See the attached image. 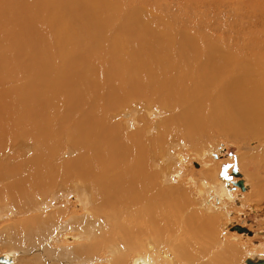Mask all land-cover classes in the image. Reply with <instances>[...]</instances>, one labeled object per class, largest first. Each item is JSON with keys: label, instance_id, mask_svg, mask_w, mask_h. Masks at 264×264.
<instances>
[{"label": "bare ground", "instance_id": "bare-ground-1", "mask_svg": "<svg viewBox=\"0 0 264 264\" xmlns=\"http://www.w3.org/2000/svg\"><path fill=\"white\" fill-rule=\"evenodd\" d=\"M215 133L244 145L264 136V0H0V203L9 201L0 219L39 213L35 226L29 217L1 226L8 261L27 238L32 264H92L85 258L110 243L124 245L104 256L126 264L156 233L130 261L154 264L169 243L160 235L179 233L174 214L191 203L174 183L172 150L186 142L198 153ZM189 180L194 209L206 193L233 198L222 177L204 180L206 191ZM74 194L83 209L59 234L78 230L61 234L64 259L53 262L50 221L71 214L53 203ZM183 222L195 239L216 238L211 218Z\"/></svg>", "mask_w": 264, "mask_h": 264}, {"label": "rangeland", "instance_id": "rangeland-1", "mask_svg": "<svg viewBox=\"0 0 264 264\" xmlns=\"http://www.w3.org/2000/svg\"><path fill=\"white\" fill-rule=\"evenodd\" d=\"M224 5L227 6L228 8H232V5L230 4V2H227ZM228 8H226L225 11H228L229 10ZM242 12L246 14L247 8H243ZM252 31L255 32V25L253 27L247 29V35ZM220 144H223V146H224L223 152H221L218 149V146ZM243 145L244 144H242V143H237L235 141L232 142L231 140H228L225 138H220V137H218V133H215L214 137L210 141H208L205 144V146H203L202 148H200L198 150V153H196L197 151H195V149H193L191 144H188L186 142L179 143L175 148H173L172 157L174 156V158L172 159L173 162L171 163V165L177 161V163L179 164V165L178 164L177 165L179 167L178 166H177V168L173 167V170H177L178 174L180 175L179 177L175 176L174 183L176 184V186L178 188L181 187L180 191L182 192V196L184 198H187L189 201H191V203H188L187 208H185L179 212L177 211L174 214V216H177V226L181 222L180 219H181V216L183 214L182 212H184L185 210L188 209V207L191 206V209L193 208V210H191L192 212L190 211L191 213L187 212V216L185 217V220L186 219L193 220L191 215L192 216L197 215V220L203 221L204 223L205 222L210 223L209 219L210 218L213 219L214 220L213 230L215 231L214 234H215L216 238H214L211 241H207L208 239L207 240L206 239H200V235L198 234L197 235L198 239H195L194 238L195 235L192 234L191 232L190 233L188 232L187 226H184V222L182 221L181 222L182 226L180 228L177 227L179 229L178 234L175 231L169 232V233L164 231V233H166V234L163 233V235H160V236H162V237H160V240L167 238V242H169L170 244L166 243V242L163 244H158L157 250L151 254L154 264H204V263H209V262H210V264H221V262H220V256L221 255L218 256V253H225V252H224V250L221 249L219 244H222V245L225 244L223 246H225V248H227L229 246L228 244H235V243H233L234 241H239L238 244H235V245H237V248H235V249H237V253L234 252L235 258H237V260L232 262L231 258L234 254L233 253L228 254L229 259H226V261L224 260V262H223L224 264H239V263L245 264L246 263L245 260L249 257H254L255 259L259 258V257L264 258V200H259L261 198V196L262 197L264 196V191H262V189H261L264 187V182H263L264 181V162H263V160H264L263 159L264 158V136H261L259 138L251 137L247 140V144L244 146ZM261 148H263V149L260 150ZM209 150L211 152L215 151L218 154V157L211 155L210 154L211 152ZM258 150H260V151H258ZM175 151H176V153H175ZM207 151H209L210 153H208ZM255 153L256 154L263 153V155L260 157V159H261L260 162L258 161L259 163L254 160L255 159ZM72 155H73V153L69 149H66V151L61 154L62 158L63 157H71ZM175 156H176V158H175ZM180 158H181V160H180ZM240 158L242 159V162H240ZM181 161H183V163L180 164ZM193 161L198 163L200 167L194 166ZM224 162H226V166L223 168L224 172L222 171L220 173V175L216 178L220 179L222 177V180H223L222 182H225L227 184V191L229 188L230 194L232 193V195H233L232 196L233 198L230 200L231 202H228L227 207H226L225 203L230 198L219 197V195L217 193L216 194L215 193H212V194L206 193V195L210 194L214 198L216 197V199L217 198L219 200L221 199V202H219L218 205H216V203L214 204V206L217 207L216 208L217 211H214V212L217 214L213 215V214L207 212L206 210H204L201 206L199 208L198 205H197V208L202 210V211L197 210L198 211V213H197L196 210L194 211V207H196L195 204H197V202H196L197 199L195 200V198H193L194 194L196 192V188H191V187H193V184L191 182H189L190 181L189 179L196 181V184L198 185L199 188L205 189L202 186V182H204V180L209 181V182H213V180H217L216 182H219V180L216 178H213V175H210L208 178L205 177L206 179H204L203 178L204 176L202 175L203 172H201V171L205 170V168L207 169L208 167L212 166L215 163H224ZM227 162H228V164H227ZM167 167H168V164L165 165V170H167ZM233 168H237L243 174V178L245 180L246 191H242L238 187L234 190V186L232 185V182L227 179V176L232 174ZM233 180L237 181L238 179H237V177L234 176ZM189 183H191L192 185ZM208 184H210V183H208ZM260 184L262 186H260ZM257 185H259V186H257ZM166 186H168V185H165V187ZM257 187H258V189H257ZM205 191H206V189H205ZM64 194H66L65 190H64ZM237 194L241 195L240 200L243 202V206L237 205L236 203H234L232 201V200H234V198H236ZM257 196H259V197H257ZM42 198L43 197H39V199H42ZM68 198H69L68 200H66L65 198H61L63 200L59 199L58 201H55L53 203V205L54 204L58 205V208L56 210H59L60 208L61 209L68 208L69 212L71 213L66 218L63 216H62L63 218L62 217L57 218V217L53 216L55 219L50 221V224H53L54 225L53 227H57V229H58L57 230L58 234L56 233L52 237V240L54 238L60 239L59 240L60 242L58 244L56 242H52V241L48 242V244H45L46 250L50 251L49 253L52 255L53 262H55L56 259H58V258H62L63 247L65 245V242H64V240H62L61 234H63V233H75V231L78 230V229H74L72 232L71 231H63L61 234H59V232H60L59 225L62 223H65V221L70 219V217L72 215H74V213H80L83 209V206L80 204V202L76 201L75 194L69 196ZM65 201H67V202H65ZM4 202L9 203V201H6V199L1 200L0 204H2V205H0V209L4 208V206H6V204ZM3 204H5V205L3 206ZM210 205H213V203H211ZM210 205L206 204L205 206L207 207ZM245 207L251 208V210L247 211ZM22 210H25V213H20V212L16 211L14 215L10 216L11 218L13 217L12 218L13 220L11 218L10 219L8 218L9 220L8 219L6 220L5 216H3V218L0 219V228H2L1 226L5 225V221L12 225V223L14 221L20 219L21 220L20 222H22V220L24 218L27 219L28 217L33 220L31 224L33 226H35L36 216H38L39 213L37 211H34V210L28 211L25 208H22ZM56 210L55 209L52 210V208H49V210H47L46 213H49L51 211H56ZM230 211H232L233 213L238 212V213H240V215L236 214L234 216L235 219L232 220V219H230L231 218L230 216H232V213ZM243 215H245L244 220L241 221V219H238L239 216H243ZM171 216L172 215H170L169 218ZM228 221H231L232 224H237V225H242V226L247 227L250 231L253 232V235L238 233L236 231H232L230 228H228V229L225 228V227H227ZM253 226H255V227H253ZM63 230H66V229H63ZM12 232L15 233V229L12 230ZM170 234H172V235H170ZM166 235H167V237H166ZM153 236L156 237L157 236L156 233H153ZM153 236H151L150 239L145 241V244H143L141 250L136 251L134 249L133 251H130L128 253L126 264H130L131 259L137 254L149 253V250L151 248H149L148 247L149 244H146V243L152 242L151 238ZM232 237H235L236 239L235 238L232 239ZM169 238H170V240H169ZM173 238H174V240L176 239L177 244L171 243V241H173ZM25 240L26 241L23 240L22 243H20V244L19 243L13 244L15 246V249H17V251H19V250L21 251V248H22V250H24L25 252L23 254L21 253L22 255L21 254L18 255V257H19L18 259H20V260H17V258L10 259V257H9L10 263L11 262H12V264H32L33 263L32 260L30 259V257H31L30 253H27V251L29 250L27 248L31 244V239L28 240L26 238ZM85 241L86 240L82 239V241H79L78 243H83ZM185 241H186V244H185ZM252 241H256L259 244H253ZM5 245H7V244L4 243V246L1 247V244H0V248H1L0 250L1 251H7L8 250L7 249L8 245H7V247ZM74 245L76 246L78 244H74ZM122 245H124V244H122ZM122 245L121 244H113V243L101 244L99 249L97 250V252L93 256L86 257L85 259L94 258L92 260L93 261L92 264H111L112 257L114 258L115 256L108 255L106 257V256H104V253L106 252L107 249L112 248V246L121 247ZM238 249H239V251H238ZM160 251H164V253L170 254V256H168V257L160 256ZM187 251H188V253H187ZM182 252H185V254L182 255L181 254ZM0 253L2 254L5 252H0ZM54 255H56V256H54ZM188 257L190 259H188ZM62 259H64V258H62ZM17 261H18V263H17Z\"/></svg>", "mask_w": 264, "mask_h": 264}, {"label": "water", "instance_id": "water-1", "mask_svg": "<svg viewBox=\"0 0 264 264\" xmlns=\"http://www.w3.org/2000/svg\"><path fill=\"white\" fill-rule=\"evenodd\" d=\"M223 144H220L218 146V149L223 152ZM211 155H214L215 157H218V154L215 151H212L210 153ZM194 162V166L196 167H200L198 163ZM177 176H179L177 174ZM237 177V181L233 180V177ZM227 179L229 181L232 182V185L234 186V190L238 187L240 188L242 191H246V186H245V180L243 178V174L237 169V168H233L232 169V174L227 176ZM240 196L239 194H237L236 198H234V200H232L234 203H236L237 205L243 206V202L240 200ZM247 211H250L251 208L245 207ZM227 228H231L232 231H236L238 233H244V234H248V235H253V232L250 231L247 227L242 226V225H235L232 224L231 221H228L227 223ZM75 240V238H74ZM138 264H144L145 261L142 258L136 259ZM10 264V262L7 260L5 254H1L0 253V264ZM247 264H264V258L259 257V258H254V257H249L246 260Z\"/></svg>", "mask_w": 264, "mask_h": 264}, {"label": "crops", "instance_id": "crops-1", "mask_svg": "<svg viewBox=\"0 0 264 264\" xmlns=\"http://www.w3.org/2000/svg\"><path fill=\"white\" fill-rule=\"evenodd\" d=\"M228 192H229V188H228ZM213 192H211V194H212ZM216 194V193H215ZM201 204H203V206L202 207H204V208H212V211H209V213H211V214H217V213H215L214 211H217L216 210V206H214V204L216 203V205H218L219 204V202H221V199L219 200L218 198V200L216 199V197L214 198L213 196H211L210 194L208 195H205L204 197H201ZM228 202H231L230 201V199L229 200H227L226 201V207H227V203ZM211 203H213V205H210ZM206 204H208V205H210V206H205ZM191 210H193V208L191 209ZM199 211V209H194V211ZM198 211H197V213H198ZM200 211H202V210H200ZM192 212V211H191ZM191 212H189V213H191ZM231 213H232V216H230L231 218L230 219H232V220H234L235 219V215L236 214H239L240 215V213H238V212H232V211H230ZM191 217H192V219H197V215H191ZM184 218H185V215L184 214H182V216H181V219H180V221L182 222L183 220H184ZM200 221V220H199ZM201 222H203V221H201ZM204 223V222H203ZM253 227H255V226H253ZM213 228H214V226H213ZM214 231V230H213ZM215 232V231H214ZM235 237H232V239H234ZM236 239V238H235ZM0 240H3V237H0ZM213 240V239H212ZM209 241H211V240H209ZM238 242L239 241H234L233 243H235V244H238ZM252 243L253 244H259L258 242H256V241H252ZM235 244H228L229 246L227 247V248H225V246H223V245H225V244H219L220 245V247H221V249L222 250H224V252L225 253H218V256L219 255H221L220 256V262H221V264H224L223 262H224V260L226 261V259H229V255L228 254H234V252L235 253H237V249H235V248H237V245H235ZM238 251H239V249H238ZM227 252V253H226ZM187 253H188V251H187ZM182 255H184L185 254V252H182L181 253ZM48 256V258L50 259V260H52V255L49 253V255H47ZM54 256H56V255H54ZM188 259H190L189 257H188ZM235 254L232 256V258H231V260H232V262H234L235 261ZM247 260V259H246ZM246 260H245V262H246ZM219 262V263H220ZM204 264H210V262L209 263H204ZM245 264H247V263H245Z\"/></svg>", "mask_w": 264, "mask_h": 264}, {"label": "flooded vegetation", "instance_id": "flooded-vegetation-1", "mask_svg": "<svg viewBox=\"0 0 264 264\" xmlns=\"http://www.w3.org/2000/svg\"><path fill=\"white\" fill-rule=\"evenodd\" d=\"M248 213H249V212H248ZM238 219H241V221L244 220V219H245V215H243V216H239Z\"/></svg>", "mask_w": 264, "mask_h": 264}]
</instances>
